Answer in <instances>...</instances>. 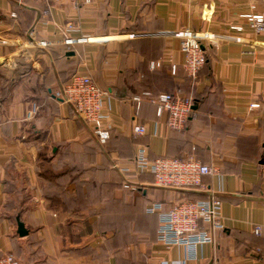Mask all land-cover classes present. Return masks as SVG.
Masks as SVG:
<instances>
[{"label":"crops","instance_id":"1","mask_svg":"<svg viewBox=\"0 0 264 264\" xmlns=\"http://www.w3.org/2000/svg\"><path fill=\"white\" fill-rule=\"evenodd\" d=\"M86 1L0 0V256L19 264H264V240L251 234L264 225V37L240 17L264 15V0ZM237 25L242 43L204 42L205 64L188 78L178 33L236 34ZM156 61L161 68L149 70ZM73 73L91 75L110 95L105 144L53 96ZM177 91L193 104L182 131L168 130L148 101L133 102ZM140 146L151 161L193 158L219 174L198 189L158 188L135 169ZM212 195L224 225L213 245L187 261L185 248L157 240L149 205L167 212Z\"/></svg>","mask_w":264,"mask_h":264},{"label":"built area","instance_id":"2","mask_svg":"<svg viewBox=\"0 0 264 264\" xmlns=\"http://www.w3.org/2000/svg\"><path fill=\"white\" fill-rule=\"evenodd\" d=\"M64 1L53 0L55 3ZM67 1L76 4V0ZM240 17L255 35L264 37L263 14L248 13ZM230 30L236 34L216 36L208 33L197 34L188 30L178 33L181 39L180 51L184 56L183 68L188 78L196 79L205 64L204 42H209L214 47L218 46L220 40L242 43L240 34L243 28L237 25L230 27ZM84 42H86L85 38L63 41L66 45ZM5 44L7 42L0 39V45ZM41 45L48 44L43 42ZM253 45L257 46L258 43L254 42ZM246 54H253V51ZM159 68H161L160 62L149 63V70L154 71ZM171 73H175V66L171 67ZM54 97L70 105L80 118L94 128L100 144H104L109 139V129L103 123L102 111L110 95L98 87L91 75L76 73L69 84L54 92ZM145 100L156 107L158 119L165 118L168 130L182 131L185 128L189 115L192 113L191 99L182 98L177 91L175 94L161 93L155 97L144 93L142 97H135L133 102L138 106ZM133 133L138 136L145 135L146 128L135 125ZM133 163L137 173L151 175L156 187L168 190L198 189L202 187L203 177L219 174L193 158L176 160L162 157L151 161L147 156V149L143 146L137 149ZM146 213L158 217L157 240L168 248L172 246L185 248L188 252L187 261L196 258V251L202 245H213L215 234L224 229L221 201L213 195L202 201L182 202L167 212H161L159 204H152L147 207ZM251 234L264 240V225H253ZM0 264H19V262L11 254H5L0 256Z\"/></svg>","mask_w":264,"mask_h":264},{"label":"water","instance_id":"3","mask_svg":"<svg viewBox=\"0 0 264 264\" xmlns=\"http://www.w3.org/2000/svg\"><path fill=\"white\" fill-rule=\"evenodd\" d=\"M16 224H17V235L21 238L27 236L28 232L25 229L24 224L19 220V218L16 219Z\"/></svg>","mask_w":264,"mask_h":264},{"label":"trees","instance_id":"4","mask_svg":"<svg viewBox=\"0 0 264 264\" xmlns=\"http://www.w3.org/2000/svg\"><path fill=\"white\" fill-rule=\"evenodd\" d=\"M76 73H73L72 75H71V77H70V79L68 80V82L65 84V85H67V84H69L70 82H71V80H72V78H73V76L75 75ZM65 85H63V86H65ZM159 95V94H158ZM53 96H54V93H53ZM157 96V95H156ZM155 97V96H154ZM192 101V100H191ZM192 106H193V104H192ZM193 112V111H192ZM192 114V113H191ZM191 114L189 115V117L191 116ZM189 119V118H188ZM187 122H188V120H187ZM187 124V123H186ZM185 127H186V125H185ZM185 129V128H184ZM183 129V130H184ZM109 137H110V134H109ZM108 141V140H107ZM106 141V142H107ZM105 142V143H106ZM104 143V144H105ZM184 159H186V158H184ZM184 159H176V160H184ZM152 177V176H151ZM186 201H192V200H186ZM197 201H202V200H197ZM182 202H185V201H180V202H177L175 205H177V204H180V203H182ZM174 205V206H175ZM173 207V206H172ZM170 210V209H169Z\"/></svg>","mask_w":264,"mask_h":264}]
</instances>
